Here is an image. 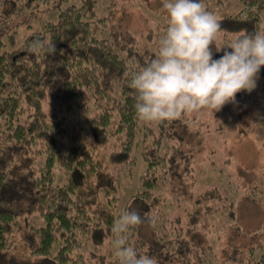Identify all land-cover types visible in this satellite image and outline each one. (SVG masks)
Masks as SVG:
<instances>
[{"label": "trees", "instance_id": "trees-1", "mask_svg": "<svg viewBox=\"0 0 264 264\" xmlns=\"http://www.w3.org/2000/svg\"><path fill=\"white\" fill-rule=\"evenodd\" d=\"M239 1L233 15L219 18L218 38L254 33L263 23L264 0ZM218 2L203 0L208 11ZM110 3L103 15L99 0H0V254L13 250L20 230L34 264H119L111 229L142 203L140 215L155 222L129 229L128 244L138 254L158 264H264V216L246 228L237 191L221 188L230 184L226 168L213 151L206 168L196 161L206 121L194 114L163 122L137 118L129 85L156 56L169 22L138 36L117 26L121 14ZM40 12L54 17L40 19ZM36 40L44 47L28 51ZM48 97L59 103L45 111ZM113 136L120 139L117 149ZM136 141L146 162L137 176L129 157ZM32 146L44 157L21 161L17 156ZM56 165L64 173L58 184ZM206 173L212 179L203 185ZM215 219L224 220L221 232L208 241Z\"/></svg>", "mask_w": 264, "mask_h": 264}, {"label": "clouds", "instance_id": "clouds-1", "mask_svg": "<svg viewBox=\"0 0 264 264\" xmlns=\"http://www.w3.org/2000/svg\"><path fill=\"white\" fill-rule=\"evenodd\" d=\"M162 8L169 25L159 39L158 52L133 74L129 85L136 92L138 119L163 122L206 109L220 111L235 102L237 93H250L257 87L264 66V32L242 30L227 44L217 46L224 30L203 0H163ZM213 44L217 52L223 51L219 59L213 58ZM34 47H44V42L36 40L27 50ZM46 50L50 55L56 51L54 44ZM145 221L154 223L155 218L142 217L136 210L125 211L115 221L112 244L119 264H158L128 244L129 229Z\"/></svg>", "mask_w": 264, "mask_h": 264}, {"label": "rangeland", "instance_id": "rangeland-1", "mask_svg": "<svg viewBox=\"0 0 264 264\" xmlns=\"http://www.w3.org/2000/svg\"><path fill=\"white\" fill-rule=\"evenodd\" d=\"M111 0H99L102 14H106L108 8H106ZM114 1L115 9L117 10L115 16H119V21H115L120 28H127L137 33L141 32L138 36L143 34L146 27L153 31L157 28H162L169 22V17L162 8L163 0H112ZM239 0H220L218 3H212L210 6L213 9L217 18L222 16L233 15L234 12L241 6ZM52 13V12H51ZM40 19H52L54 15L50 13H39ZM262 24L259 26L258 31L264 32V10L261 16ZM39 25H34V29ZM31 28L26 29L27 32ZM25 31V30H24ZM231 35V34H230ZM229 34L224 35L223 39L218 38L216 40L217 46H223L226 42H230L232 39ZM230 37V38H229ZM225 43H222V42ZM213 58L219 59L222 55L214 52L216 46H212ZM228 51H231L229 49ZM262 85V89H260ZM56 99L52 100L50 97L43 100L44 109L48 111L50 109L49 104H58ZM90 115L93 113H89ZM196 121L201 123L206 121L208 130L206 136L199 147V152H195L196 161H200V166L206 168V162L208 161L209 152L213 151L215 154V162L221 168H226V173L230 177V184L225 186L221 185L225 191L236 190V211L239 214L240 221L246 228L254 227L259 224L263 219L264 212L259 204H264V152L262 143L264 142V67H261L259 78L257 80V87L252 92L241 91L237 93L235 102L228 103L220 111L203 110L200 114H194ZM215 116V119H213ZM72 117V116H71ZM200 123V124H201ZM122 139V138H121ZM197 139V138H195ZM120 139L117 136H113L112 147L117 149V143ZM66 145L69 142V138L65 140ZM197 142V141H196ZM36 146L26 147L17 156L22 158L21 161L28 160L26 158H33L39 160L44 157L43 153L36 150ZM107 151L111 150L109 147ZM145 149L142 143L139 144L136 141V146L132 149L129 157L137 163V170L135 176L143 170L145 160L142 161V152ZM226 160V163L224 162ZM32 166V164H31ZM54 172L57 174L54 182L58 184L61 178H64V173L61 172L58 165L54 167ZM211 174L206 173L201 179V184L206 185L208 181H211ZM131 183H128L125 192L127 193ZM238 185V187H237ZM254 185L252 188L251 186ZM260 187V189H259ZM261 190V191H260ZM248 194V195H247ZM250 198L252 200L246 199ZM258 200V201H257ZM238 203V204H237ZM143 208L142 203L132 205L131 211H140ZM181 208V209H180ZM182 207L174 208L173 211L180 212ZM218 218V217H216ZM221 220L219 222L215 219V228L212 229V233L208 236V241H214L216 235H220L221 232ZM39 221L33 223L37 225ZM16 235V246L12 251L0 254V264H34L36 262L30 261L28 257V243L23 239L24 234L18 230ZM227 238H223L222 241H227ZM107 249H105L106 251ZM97 255L104 253V246L97 249ZM101 252V253H100ZM24 262V263H23ZM29 262V263H28ZM97 264L99 262L96 261ZM94 264V263H92Z\"/></svg>", "mask_w": 264, "mask_h": 264}]
</instances>
